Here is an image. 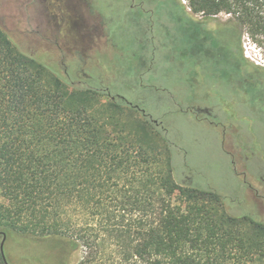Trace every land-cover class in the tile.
Segmentation results:
<instances>
[{
    "label": "trees",
    "instance_id": "1",
    "mask_svg": "<svg viewBox=\"0 0 264 264\" xmlns=\"http://www.w3.org/2000/svg\"><path fill=\"white\" fill-rule=\"evenodd\" d=\"M187 1L193 15L228 17L207 40L225 55L246 35L264 60V0ZM173 148L125 97L65 82L0 25V233L60 237L80 264H264V222L177 185Z\"/></svg>",
    "mask_w": 264,
    "mask_h": 264
},
{
    "label": "rangeland",
    "instance_id": "2",
    "mask_svg": "<svg viewBox=\"0 0 264 264\" xmlns=\"http://www.w3.org/2000/svg\"><path fill=\"white\" fill-rule=\"evenodd\" d=\"M165 1L182 6L202 29L223 34L220 29L227 27V16L204 18L191 13L187 0ZM139 4L147 10L156 7L154 0H0V25L22 53L44 63L65 82L77 88L108 87L115 97L120 94L133 104H143L174 144L170 169L177 185H189L210 203L215 197L200 192H216L224 200H217V204L226 214L249 215L264 222V60L260 49L246 35L242 37L236 52L240 56L236 63L240 82L233 79L226 88L227 76L221 82L213 77L208 80L224 67L219 57L225 53L226 43L203 42L204 32L194 39L195 28L189 26V46L178 43L184 53L190 51L188 70L174 68V73H169L164 71L163 62L149 70L150 58L142 62L139 69L149 71L140 84L158 78L156 84L165 89L151 93L154 104L146 103L149 88L140 90L141 72L138 75V70L131 69L144 58L143 47L117 44L111 50L114 56L108 53L111 25L118 26L128 7L140 13L134 7ZM129 24L131 34H135L134 24ZM234 44L233 39L227 44L232 51L230 62L235 61ZM206 49L215 56L214 61L208 60ZM227 68L229 73L235 70ZM236 83L241 85V94L238 89L233 91ZM204 115L206 120L201 118ZM3 251L8 264L81 262V254L72 252L60 237L7 233Z\"/></svg>",
    "mask_w": 264,
    "mask_h": 264
},
{
    "label": "flooded vegetation",
    "instance_id": "3",
    "mask_svg": "<svg viewBox=\"0 0 264 264\" xmlns=\"http://www.w3.org/2000/svg\"><path fill=\"white\" fill-rule=\"evenodd\" d=\"M154 1H155L156 7L152 8L151 10L145 9L140 4L136 5V6L133 5L135 8H138L139 10H141L140 13L139 12L135 13L131 7H128L126 10H123L124 12L122 13V17L119 18V20H121V21L117 24L118 26L115 27L113 24L111 25L113 27V33L109 28V30H110L109 31V40L113 44V45L111 44V48H109V50H110L108 52L109 54L111 53L113 55L111 50L116 48L117 44H119L120 46H126V47L131 46L133 44H135V45L140 44L139 46L143 47L144 58L141 61L137 62L136 64H133L135 66H132L131 69H133L132 71L138 70L139 71L138 75L141 72V74L139 76L140 77L139 78V86H140V90L144 89V91L146 90V88H149L148 94H147V100H146V103H148V101H149V104L155 103V100L152 99V97L150 96L151 93H153V92L158 93V91H160V90H161V92H163V90H165V89L162 87H159L158 84H156L158 82V80H157L158 78H154V79L149 78V80H147L149 84L144 82L145 84L141 85L142 82L145 81L144 76L146 75V73L151 68L156 69L157 65L161 62H163L164 71L168 70L169 73H172L174 68H177V70L179 69L181 71L189 69V53H190V51L184 53L180 49L178 43L189 46V26L190 27L193 26L192 23L191 24L189 23V18H190L189 13L186 12L182 6L177 5L173 1H171L169 3L166 2L165 0H154ZM171 3L175 7H171L169 5ZM125 13L127 14V18L123 17ZM145 14H147L148 17H146ZM190 19L192 20V18H190ZM130 21L134 24L135 34H131V28L130 27H132V26L129 24ZM194 25H196V27H198V29H194L197 32V34H195V36L193 34L194 39H196L195 38L196 35L199 36L200 32H202V33L204 32V37H202L203 42H206L209 39H213V37L221 36V34H220L221 32L214 33V31L210 32L206 29H202L201 24H199V22H197ZM116 28H117V30L114 31V29H116ZM211 33H212V35H211ZM155 40H157V42ZM216 42L219 43V38H218V41L216 40ZM221 42H222V40L220 41V43ZM240 44H241L240 41L235 42L234 56H233L234 60H235L234 62H230L232 57H231V54L229 52L226 55H225V53L223 55H221L218 52V54L221 55V57H219V59L223 62L224 67L221 70H219L217 72V74L211 76L208 79L209 82L212 81L211 80L212 77L215 78L216 81L221 82V78L222 77L226 78V76H227V81L225 82L226 88L230 85V83L232 82L233 79H234V82H237V81L240 82L239 77H241L240 76L241 73L239 72L240 69H238V66L236 64V63L240 62V56H239V54H236V52L240 51L239 50ZM152 45L155 46V50L158 47L157 53L155 50H153ZM178 50H179V52H177ZM174 52H175V54H174ZM205 53L208 56L209 61L214 59L215 56H213L210 53V50H206ZM147 58H150L148 61L151 62L150 66L148 68L149 70H147V71L140 70L139 68L142 67V62L145 61V59H147ZM227 67H229V68L234 67L235 70L233 72L229 73V69ZM227 70H228V72H227ZM226 72L228 73L227 75H226ZM186 78H184V79H186ZM188 79H189V77L187 78V80ZM85 87L101 88L103 86L98 87V86L88 85ZM105 88H107L110 91V89L108 87H105ZM187 89H188V86H187ZM237 89L239 90V92L241 94V85H237V83H236V86L233 87L234 93H236L235 91H237ZM118 95H120V94H118ZM118 95H116V96H118ZM126 101H128V103H130L132 106L139 108L141 111H143V114L148 115V117L152 120L151 115L146 112L147 109L143 104H142L143 106L140 105V103L139 104H133L128 99H126ZM240 104H241V101L239 100L237 105L239 106ZM188 110H189V106H188ZM247 110H249V109H247ZM204 112L207 116H210V114H211L207 110ZM152 121L155 122V124L160 125L156 120H152ZM2 238L3 237L0 234V244H1ZM0 260L3 261L1 253H0Z\"/></svg>",
    "mask_w": 264,
    "mask_h": 264
},
{
    "label": "water",
    "instance_id": "4",
    "mask_svg": "<svg viewBox=\"0 0 264 264\" xmlns=\"http://www.w3.org/2000/svg\"><path fill=\"white\" fill-rule=\"evenodd\" d=\"M2 235V240H1V244H0V253H1V256H2V260H3V263L4 264H8L7 263V260L5 258V255H4V251H3V247H4V243H5V240H6V234L5 233H0Z\"/></svg>",
    "mask_w": 264,
    "mask_h": 264
}]
</instances>
